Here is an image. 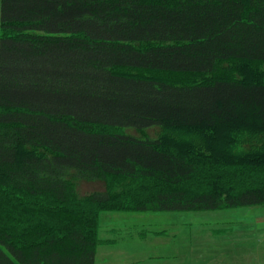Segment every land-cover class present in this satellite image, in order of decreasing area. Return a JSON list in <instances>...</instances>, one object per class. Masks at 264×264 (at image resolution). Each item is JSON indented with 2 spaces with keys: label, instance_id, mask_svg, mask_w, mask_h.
I'll return each mask as SVG.
<instances>
[{
  "label": "trees",
  "instance_id": "16d2710c",
  "mask_svg": "<svg viewBox=\"0 0 264 264\" xmlns=\"http://www.w3.org/2000/svg\"><path fill=\"white\" fill-rule=\"evenodd\" d=\"M130 181L119 210L264 204V0H0V264H94Z\"/></svg>",
  "mask_w": 264,
  "mask_h": 264
},
{
  "label": "rangeland",
  "instance_id": "374dc122",
  "mask_svg": "<svg viewBox=\"0 0 264 264\" xmlns=\"http://www.w3.org/2000/svg\"><path fill=\"white\" fill-rule=\"evenodd\" d=\"M126 132L141 136L133 130ZM145 133L154 137L156 129ZM119 180H80L75 186L76 202L71 205L77 208L75 204L82 201L85 208L87 195L107 189L121 193ZM262 180L255 176L245 184ZM124 184L129 185L123 187L122 195H112L108 203L128 207H101L98 214L92 212L98 238L94 264H264V204L199 211H123L119 209L139 206L136 199L146 195L140 182ZM76 220L78 224L82 221Z\"/></svg>",
  "mask_w": 264,
  "mask_h": 264
},
{
  "label": "bare ground",
  "instance_id": "6f19581e",
  "mask_svg": "<svg viewBox=\"0 0 264 264\" xmlns=\"http://www.w3.org/2000/svg\"><path fill=\"white\" fill-rule=\"evenodd\" d=\"M95 124V123H94Z\"/></svg>",
  "mask_w": 264,
  "mask_h": 264
}]
</instances>
